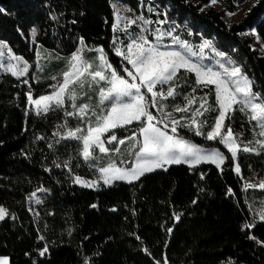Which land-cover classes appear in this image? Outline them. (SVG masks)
Segmentation results:
<instances>
[{
  "label": "trees",
  "instance_id": "obj_1",
  "mask_svg": "<svg viewBox=\"0 0 264 264\" xmlns=\"http://www.w3.org/2000/svg\"><path fill=\"white\" fill-rule=\"evenodd\" d=\"M124 1L136 12L142 6L146 16V5L152 2ZM247 1L218 0L223 10L205 9L203 6L209 0L198 3L154 0V3L161 6V11L165 5L169 6L170 18L181 25L188 21L194 33H202L219 50L232 55L255 82V91L264 93V55L252 48L250 38L242 35L245 29L256 27L264 40V0H259L255 7L250 5L237 22L226 24L222 19V11L233 12ZM0 9H3L0 40L7 41L14 54L29 63L35 60L34 48L29 43L30 29L35 26V45L69 55L83 36L88 45L103 46L114 67L120 64L109 49L113 36L110 0H0ZM50 12L63 13L59 23L50 19ZM182 35L185 39L200 40L199 35L189 37L186 32ZM183 75L181 70V81ZM28 79L34 97L49 93V84L54 83L48 80L36 84L30 76ZM194 81L192 75L188 83ZM22 91H29V86L10 74L0 73V131L16 112L17 97ZM183 91L189 92L190 88ZM211 101L214 102V95ZM176 103L182 104L183 98ZM152 111L155 113V109ZM234 115L237 128L243 124L251 129L245 115L239 111ZM28 116L30 123L17 145L0 161V202L9 213H15V219L9 215L0 220V256H8L9 264H84L85 257L90 264H156L157 260L163 264L165 258L169 264H222L229 258L233 264H264V246L248 238L251 233L264 240V222L255 217L254 229H242L246 221L254 218L248 201L258 191L243 190V184L245 180H259L263 165L256 158L241 152L237 160L241 167L239 175L232 170L236 162L226 161L223 172L210 163L197 165L194 171L188 165L174 164L167 166V170L148 173L132 185L115 182L90 189L73 184L67 168L54 166V159L55 163H61L70 153L76 155L75 141L58 145L55 153L48 148V141L34 142L38 135L51 137L56 125L63 122V113L53 112L45 118L29 107ZM213 122L214 115L209 123ZM178 131L194 143L216 147L230 156L216 141H207L186 129ZM126 134L121 132L120 136ZM22 150L31 153L30 157L22 155ZM79 162L82 166L78 169L72 165L76 174L94 176L82 158ZM201 173L205 174L204 179L200 178ZM40 187L50 192L37 193L44 203L36 204L28 197ZM228 188L233 190L232 195L227 194ZM193 199L197 200L195 205L191 203ZM93 204L97 206L91 207ZM174 212L181 213L179 221L174 220ZM167 227L173 228V232H166ZM38 235L45 240L39 241ZM45 243L49 250L40 256L38 249Z\"/></svg>",
  "mask_w": 264,
  "mask_h": 264
},
{
  "label": "snow or ice",
  "instance_id": "obj_2",
  "mask_svg": "<svg viewBox=\"0 0 264 264\" xmlns=\"http://www.w3.org/2000/svg\"><path fill=\"white\" fill-rule=\"evenodd\" d=\"M217 2L209 0V4ZM258 2L254 0L252 7ZM146 9L150 15L146 16L143 12L137 15L129 6L122 5L120 0L113 4V36L109 49L120 59L118 66H113L103 46H90L81 36L78 38L79 45L67 57H49L63 60L66 70L50 77L32 74V80L37 82L40 79L55 82L49 84L51 92L35 97L28 79L29 61L14 54L7 41L0 40V73L10 74L21 84L29 86L25 96L38 116L44 115L46 118L47 114L53 112L63 113V122L56 125L52 136L38 135L34 142L48 141L47 146L53 153L62 143H77L74 150L76 155L70 153L61 163H55L54 159L55 167L69 170L68 178L73 184L87 188L100 187V181L104 185L115 182L132 185L146 174L157 169L167 170V166L174 164L188 165L189 170L194 171L195 166L210 163L223 172L225 162H236L241 152L264 155V93L255 91V82L244 71L243 65L219 50L202 33H194L188 21L181 25L170 18L169 6L165 5L161 11V6L152 0L147 3ZM151 14L156 19H152ZM62 16L63 13H49L50 19L56 23ZM185 32L189 37L199 35L200 42L197 44L183 38L182 33ZM30 35L33 39L37 37L35 26L30 29ZM242 35L255 36L261 41V49H264V40H261L256 27ZM208 51L212 53L211 56ZM36 57L37 60L41 57L39 50ZM35 67L38 72H44L48 66L37 63ZM181 70L184 74L182 81ZM192 75L195 81L190 85L188 81ZM185 87H189L190 91L184 92ZM212 95L214 102L211 101ZM181 97L183 103L177 104ZM152 109H155V113ZM237 111L245 115L251 124V140L244 141V133L235 132L232 121ZM213 115L214 122L209 123ZM181 129L203 136L207 141L218 142L230 156L218 148H206L192 142L180 134L178 130ZM121 132L127 134L121 137ZM121 146H125L123 151ZM97 151L107 157L115 154L119 159L110 158L99 166ZM21 154L26 157L31 155L23 150ZM81 158L84 166L93 173V179L75 173L72 165L80 168ZM232 170L239 175L240 164L234 163ZM45 171L49 169L45 168ZM204 177L205 174L201 173L200 178ZM241 179L244 178L241 176ZM249 188L264 190V179L257 182L245 180L243 190ZM49 192L50 189L40 187L28 198L42 204L44 200L37 193ZM227 194L232 195L233 190L228 188ZM191 203L195 205L197 200L193 199ZM96 206L91 205L93 208ZM249 209L254 218L246 221L242 229H254L257 226L255 217L264 222V199L257 208L249 205ZM9 215L15 219V213H9L0 205V220ZM173 218L179 221L181 213L174 212ZM36 219H39V213H36ZM165 230L173 232L171 227ZM136 238L140 239L138 236ZM248 238L264 246V240L251 233ZM37 239L44 241L45 237L38 235ZM48 250L49 246L45 243L42 249H38V254L44 256ZM143 251L151 255L147 248ZM0 264H9V257L0 256ZM84 264H90L88 257L84 258ZM156 264H161V261L157 260ZM163 264H169L166 258ZM222 264H233V261L229 258Z\"/></svg>",
  "mask_w": 264,
  "mask_h": 264
},
{
  "label": "rangeland",
  "instance_id": "obj_3",
  "mask_svg": "<svg viewBox=\"0 0 264 264\" xmlns=\"http://www.w3.org/2000/svg\"><path fill=\"white\" fill-rule=\"evenodd\" d=\"M191 1L194 2V3H198L199 2V0H191ZM114 3H116V0H110V6L112 8V12H113V4ZM120 3L122 5L129 6L124 0H120ZM253 3H254V0H248L245 3V5H243L241 8H239V9L233 11V12L222 11V19L224 20V22L226 24H231V23L237 22L242 17L243 13L247 10V8L250 5H252ZM207 5H208L207 7H205L206 5L203 6V7L205 9L209 8V7H212V8H215L217 10H223V7H222V5L219 2H217L215 4H209V2H208ZM139 10H140L139 12H136L134 10L133 11L137 15L140 14L141 12L144 13V11L142 9V6L139 7ZM228 13H233V15H228ZM148 15H149V13L147 14V16ZM152 19H156L155 15L152 16ZM161 19H163V18H161ZM155 26L156 25H153V27H155ZM251 28H253V27L245 29L243 31V33L248 32ZM246 37L250 38L252 48L255 49L256 51H258L260 54L264 55V49H261V46H260L261 41H258L255 36H250L249 35V36H246ZM191 41L193 43H197V44L200 42V40H191ZM29 43L34 48L35 60H34L33 63H30L29 75L28 76L31 77L32 74L35 73V74H37L40 77H50L52 75H56L58 73H62V71L66 70V64H65V62L63 60L57 61L55 59H49V57H55L56 55H59L60 57H67L68 54H63L61 52H57V51H54V50H49V49L41 47L40 45H37V44L35 45L34 39H33V37L31 35H29ZM37 50H39L40 53H41V57H40L39 60H37V57H36ZM208 55L211 56L212 53L210 51H208ZM37 63H40L41 65H47L48 67H47L46 71L38 72V69L35 67V65ZM48 80H50V79H40L39 82H37L35 80H32V81L34 83H36V84H39V83H43V82L48 81ZM42 95H44V94H42ZM81 102H83V101H81ZM17 105H18V108H17L16 112L8 119V121L5 124L4 128L0 131V161L3 158V156L5 155L6 152L12 150L17 145V143L19 141V137H20L22 131L25 129L26 126L29 125L30 119H29V116H28V108L30 107V109L34 110V108L31 105L28 104L27 97L25 96V93L23 91L17 97ZM26 110H27V115H26ZM236 117L237 116H235L234 120L232 121V124L234 126L235 132L237 134L240 133V132H243L244 135H243L242 139L244 141L251 140L252 139V130L246 128L243 124H241V128H237L234 125ZM122 147L123 146H121V150L123 151L124 149H122ZM206 148H216V147H206ZM247 154L251 155L253 158H256L257 162L263 165L262 166L263 170H262V172L260 174L259 179H264V155H258L256 153H247ZM97 156L99 157V161H98L99 166H103L110 158L119 159V157H116L115 154H113L112 157H107V156H103L102 154H99L98 151H97ZM236 163H238V162L236 161ZM157 170H159V169H157ZM82 177H84L86 179H93L94 178V176H92V177L82 176ZM77 185H79V184H77ZM79 186H82V185H79ZM107 186H109V185H104L103 182L100 181V187H98V188H90V189H100L101 187H107ZM252 189H255L256 191H258V195L252 194L254 196L250 197V199L248 201V206L252 205L253 208H257L259 206V204H260V201L262 199H264V190H261L259 188H252ZM1 205H2V203H1Z\"/></svg>",
  "mask_w": 264,
  "mask_h": 264
},
{
  "label": "crops",
  "instance_id": "obj_4",
  "mask_svg": "<svg viewBox=\"0 0 264 264\" xmlns=\"http://www.w3.org/2000/svg\"><path fill=\"white\" fill-rule=\"evenodd\" d=\"M0 205H1V202H0Z\"/></svg>",
  "mask_w": 264,
  "mask_h": 264
}]
</instances>
